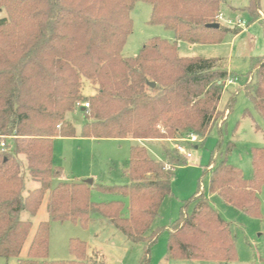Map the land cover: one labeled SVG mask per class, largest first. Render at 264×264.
Segmentation results:
<instances>
[{"label":"trees","instance_id":"16d2710c","mask_svg":"<svg viewBox=\"0 0 264 264\" xmlns=\"http://www.w3.org/2000/svg\"><path fill=\"white\" fill-rule=\"evenodd\" d=\"M137 1L151 6L148 23L170 30L173 40L152 38L136 56L124 58L121 52L132 33L130 14ZM260 1L249 0L241 11L264 29ZM220 11L221 0H0V142L6 147L0 152V259L14 258L17 264H84L86 244L77 239L69 242L73 260L46 261L48 222L37 224L25 258H20L33 230L32 221L21 216L34 218L48 193L50 221L86 228L90 217L97 215L130 242L146 243L142 263H149L150 247L160 232L155 221L172 195L175 167L186 160L166 147L154 158L138 141L178 142L189 135L204 140L232 109L236 93L229 97L226 110L218 111L224 83L233 78L220 61L177 54L178 42L218 44L227 33L237 36L241 32L237 27H209L218 24ZM250 69V81L242 91L264 122V56L252 57ZM85 82L94 89L88 97L82 95ZM86 103L88 108L79 106ZM76 105L84 116L81 138L136 143L124 171L128 183L96 186L102 193L123 196L127 204L92 203L89 192L94 184L65 182L53 165L52 142L76 136L74 126L65 120ZM251 165L253 177L245 180L226 161L212 164L208 192L259 218L264 146L251 151ZM27 176L35 188L26 187ZM54 180L58 181L53 186ZM166 230L168 260H236L229 224L203 194L184 202L178 219Z\"/></svg>","mask_w":264,"mask_h":264},{"label":"rangeland","instance_id":"374dc122","mask_svg":"<svg viewBox=\"0 0 264 264\" xmlns=\"http://www.w3.org/2000/svg\"><path fill=\"white\" fill-rule=\"evenodd\" d=\"M248 1L221 0L219 13H222L225 19L244 22V27L239 28L241 32L237 36L227 33L222 42L218 44L189 45L185 42L177 44L179 57L218 59L222 68L233 75V78H229L224 83L225 89L218 106V111L224 112L229 97L236 93L232 109L225 111L223 115L225 122L223 118H219L209 130L206 138L198 139L194 144L179 143L180 140L178 142L177 140L138 141V144L143 145L154 158L161 156L163 147L173 149L179 144L186 153L192 155V158L188 160L182 155L186 164L175 167L171 187L172 195L163 203L155 221V227H158L160 232L155 243L150 247L148 264H264V185L258 193L259 218L249 217L225 205L219 198L208 192V170L211 169L212 164L218 165L226 161L228 165L238 169L245 180H250L253 177L251 151L264 146V122L242 91V88L250 81V59L264 56L263 27L258 22H252L247 12L241 11L248 5ZM260 7L264 16V0L260 1ZM151 12V6L145 2L137 1L134 4L130 14L132 33L122 49V57L136 56L142 46L152 38L173 40V33L170 30L148 23ZM217 22L222 27L235 28L227 25L225 21L217 20ZM230 80L232 81L229 84ZM93 94V87L85 82L82 95L88 97ZM79 106L76 105L74 111L65 115V120L74 126L76 136L56 138L52 142L53 165L61 170V176L65 182L92 179L94 188L89 192V199L92 203L108 204L120 201L127 204L123 196L102 193L96 189V186L111 187L128 183L124 171L128 167L130 148L136 143L129 139L81 138L80 129L84 116L78 111ZM221 122H224L223 126L220 125ZM21 160L24 161L23 158ZM52 185H56L55 180ZM26 187L28 189L36 187L28 176ZM196 193L207 197L221 218L229 224L237 253L234 262L211 263L167 259L168 231L166 228L170 222L178 219L184 202ZM47 197L48 193L34 218H30L25 213L21 216L23 220L29 219L33 223V230L21 253V259L25 258L37 224L48 222L50 227L47 262L73 260L74 257L69 252V242L71 239H77L86 244L87 257L84 264H143L146 243L130 242L113 225L97 215L90 217L86 228L70 221H50L46 212ZM191 209L192 205H189L188 212ZM0 264H17V259L11 258L7 262L0 259Z\"/></svg>","mask_w":264,"mask_h":264},{"label":"built area","instance_id":"2783aa9c","mask_svg":"<svg viewBox=\"0 0 264 264\" xmlns=\"http://www.w3.org/2000/svg\"><path fill=\"white\" fill-rule=\"evenodd\" d=\"M217 20L219 21H225L227 23V25L229 26H234V27H237V28H240V27H244V22L242 20H238L237 22H233V20L231 19H225L224 18V15L222 13H219L218 16L216 17ZM232 80L228 81L229 84L231 83ZM82 106L84 108H88L89 105L86 103V104H82ZM198 141V137H196L195 135H189V136H186L184 139L180 140V143L182 142H185V143H196ZM5 148V145L3 143V141L1 140L0 142V152H2ZM174 149L181 155L185 156V158L188 160V159H191L192 158V155L191 153H186L185 149L179 144V145H176L174 147Z\"/></svg>","mask_w":264,"mask_h":264},{"label":"water","instance_id":"95a60500","mask_svg":"<svg viewBox=\"0 0 264 264\" xmlns=\"http://www.w3.org/2000/svg\"><path fill=\"white\" fill-rule=\"evenodd\" d=\"M209 27L210 28H214V29H218L219 28V24H213V25H210ZM149 86L153 88L155 86V84L154 83H150ZM85 183L91 186L93 184V180L92 179L85 180Z\"/></svg>","mask_w":264,"mask_h":264},{"label":"crops","instance_id":"0c3cea01","mask_svg":"<svg viewBox=\"0 0 264 264\" xmlns=\"http://www.w3.org/2000/svg\"><path fill=\"white\" fill-rule=\"evenodd\" d=\"M232 9H233V8H232ZM61 180H63L62 177H61ZM55 181H56V183H57L58 180H55Z\"/></svg>","mask_w":264,"mask_h":264}]
</instances>
